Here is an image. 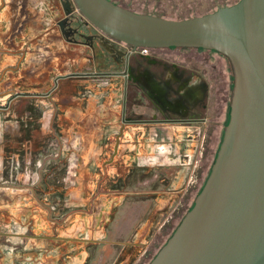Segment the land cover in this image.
<instances>
[{
  "label": "rangeland",
  "instance_id": "1",
  "mask_svg": "<svg viewBox=\"0 0 264 264\" xmlns=\"http://www.w3.org/2000/svg\"><path fill=\"white\" fill-rule=\"evenodd\" d=\"M48 1L54 19L67 16L72 22L70 27L76 28L77 38L68 40L72 50L77 51L78 46L84 45L80 38H85V33L89 31L87 25L93 26L74 0ZM113 1L137 12L182 19L214 11L218 6L230 5L238 0ZM66 3L70 5L69 9ZM94 30L102 42L126 48L125 44ZM96 40L97 54L103 60L98 69L115 70L112 64L114 54L98 38ZM177 53L187 60L174 61L168 56ZM210 54L212 59L217 60L206 62ZM158 56L167 58L166 67H163L166 74L165 80L151 78L149 81L154 101L151 104L155 109L166 107L173 117H205L204 120L151 124L147 129L150 139L136 142L135 134L149 125L122 124L116 119L119 115L113 104L114 92L122 82L107 75H102L97 83L65 78L49 89L55 90L53 94L30 89L19 98L16 108H12V112L22 115L24 120L32 118L30 133H27V127H23L19 136L11 128L6 142V157L1 160L8 182L16 175L23 176V179H17L20 182L18 195L23 199L21 207L28 216L24 221L27 231L36 227V221L29 217L34 213L47 215L56 226L72 225L79 217L88 223L91 221V228L82 239L87 249L88 264H94V257L100 249L106 250L108 256L112 254L103 264H147L155 256L191 207L209 175L223 135V125L227 124L228 109L223 122L219 121L221 101L229 94L228 84H233L231 67L225 56L202 48L152 49L151 59H159ZM173 63L191 71L184 77L191 79V83L182 84L173 77L171 71L176 67ZM145 64L149 69L157 68L152 61L146 60ZM143 104L147 106L146 102ZM95 106H102L101 111L96 112ZM148 106L150 109L147 110L153 109V106ZM30 134L32 138L28 139ZM94 135L98 137V142ZM159 142L174 149L170 154H159L155 146ZM84 144L88 148L102 150V169L86 173L85 180L79 178V172L77 178L72 173L75 178L68 183L64 180L66 168L80 158L78 153ZM139 152L150 154L151 158L138 164L134 155ZM186 158L189 163L185 162ZM111 165H114L113 168L109 167ZM105 182L114 185L102 186ZM7 213L12 214L13 210H7ZM56 240V254L60 255L61 262L79 250L78 238H69L65 247L61 246L62 237H56Z\"/></svg>",
  "mask_w": 264,
  "mask_h": 264
},
{
  "label": "water",
  "instance_id": "2",
  "mask_svg": "<svg viewBox=\"0 0 264 264\" xmlns=\"http://www.w3.org/2000/svg\"><path fill=\"white\" fill-rule=\"evenodd\" d=\"M74 3L89 22L133 51L204 48L225 56L231 67L230 113L210 173L147 264H264V0H238L182 19L113 0Z\"/></svg>",
  "mask_w": 264,
  "mask_h": 264
},
{
  "label": "crops",
  "instance_id": "3",
  "mask_svg": "<svg viewBox=\"0 0 264 264\" xmlns=\"http://www.w3.org/2000/svg\"><path fill=\"white\" fill-rule=\"evenodd\" d=\"M42 1L0 0V264H88L87 249L82 239L91 228V221L88 223L79 217L72 225L56 226L47 215L34 213L29 217L36 221V227L28 232L24 222L28 216L21 207L23 199L19 196L20 182L17 181L23 176L16 175L8 183L5 167L1 166V160L6 157V142L11 128L19 136L23 127L28 128L27 133L32 130L31 117L24 120L22 115L12 112L19 98L35 88L40 89L36 90L38 93H47L57 78L59 81L70 78L83 69L88 75L89 70L97 66L95 61L88 64L89 60L72 52L60 30L53 26L48 6L40 7ZM101 108L96 110L101 111ZM27 137L31 139L32 134ZM78 157L66 168L69 175L79 172L84 176L88 172L95 173L96 168L102 166V150L84 147ZM10 209L12 214L7 213ZM56 237L63 238L62 247L69 238H78L79 250L61 262L60 255L56 254ZM110 256L106 250L100 249L96 252L94 264H103Z\"/></svg>",
  "mask_w": 264,
  "mask_h": 264
},
{
  "label": "flooded vegetation",
  "instance_id": "4",
  "mask_svg": "<svg viewBox=\"0 0 264 264\" xmlns=\"http://www.w3.org/2000/svg\"><path fill=\"white\" fill-rule=\"evenodd\" d=\"M44 1H45V3H44ZM44 4H46L48 6V8L50 9L51 5H50L48 0H43L40 3V7L41 6L43 7ZM67 7L69 9L70 5L67 4ZM50 12H51V10H50ZM51 14H52L53 26L56 28V30H60V33L64 37V40L70 45V42L68 39L77 38L75 36L76 35V28L72 29L70 27L71 23H72L70 21V18L67 16L66 17L64 16L60 19H54L55 17H54L52 12H51ZM60 22H61V24H63L65 26L64 32H62V30H61ZM89 23H91V22H89ZM91 25L94 28L89 26V24H88L87 28L89 29V31L85 33V38H80V40H82L81 42H83L86 47L84 48V45H80L77 47L78 48L77 51H73L71 48V45H70V49L72 50L73 53H78V55L80 56L81 59L86 58L87 60H89L88 64H90L91 61H95L97 66H96V68L94 67V70H93V68H91L89 70L90 73H88V75H85L86 71H84V69H83L82 71L77 72L76 74L72 75L70 78H76L78 81H84V82L90 81L92 83H97L98 80H100V77L102 75H107V76H113L114 78H116L117 82H122L121 87H120V85H117L116 90L114 92L113 104L118 109L117 114L119 115L116 117V119L119 120V122L122 124L149 125V126H143L142 132L135 134L136 142H140L141 139H143L144 141L147 139H150V134H149V131H147V129L148 130L150 129L151 124H167V123H180V122L192 123V122H198L200 120L202 121L205 119V117H202V118H199V117L188 118L187 117V118L181 119V118H178L177 116L173 117L171 115L170 110H168L166 107H164V109H162V108H159V109L156 108L155 109L154 106L151 104V103H154V101H153V98L151 97V91H150L148 83L151 80V78H154V80H158V81L165 80L166 70H164L163 67H166L165 61L167 60V58H165L164 56H158L159 59H151V52L149 54H144V53H141L138 48L133 51L132 47L130 45H128L124 42H121V41H119V42L122 44H125L126 48L125 47L119 48V47H117L118 45L112 46L110 43L102 42V38L95 32L94 29L99 30L100 32H103V31L100 30L94 24L91 23ZM97 38H98V40L101 41V43L105 46V48L108 51H110L112 54H114L112 64L115 67V70L102 71V70L98 69V67H100V65L103 63V60H102V57H100L99 53L97 54V52H98L97 51L98 50L97 49V45H98L97 42L98 41L96 40ZM171 48H176V47H171ZM179 48L180 49H183V48L188 49L187 47H179ZM89 49L91 52L88 51ZM152 49L153 48H151V50ZM202 49H204V48H202ZM89 54H92V56H89ZM220 55L223 56L222 54H220ZM168 56L171 57V60H174V61L180 60L182 62L181 59L187 60V58L184 57L181 53L180 54L177 53L174 55L170 54ZM136 57H138V58L136 59ZM211 57L212 56L210 54V57H208V59L205 61L209 62L212 59ZM190 59L193 61L192 57ZM146 60L154 62L156 64L157 68H154V69L147 68L146 64H145ZM215 60H217V58ZM215 60L212 59L211 61H215ZM192 61H190V62H192ZM173 64L176 66V63H173ZM177 64L180 65V63H177ZM181 66L183 67V65H181ZM193 67L196 68V65H193ZM175 71H177V72L175 73ZM171 72L173 74V77L175 79L181 81L182 84L187 85L191 81V79H187V78L185 79L184 78V77H187L191 72L187 68L181 69V67L179 68L176 66L175 69H173ZM182 78H184V80ZM58 80L59 79L57 78L54 81V85L61 81L60 80L58 82ZM231 84H228L229 94L226 97H224L221 101L223 103L219 109V121H220V123L223 122V118H224V115L227 113V109L230 110V96H231V89H232ZM190 85H192V84H190ZM54 91L55 90H53V91L51 90V91L47 92V94H53ZM145 102L147 103V106L145 104H143ZM148 105L153 106V109L150 111L147 110V109H150V107ZM204 106H205V104H202V108H205ZM96 108H97V106H95V109ZM169 108L176 110V108H173L171 106ZM96 112H97V110H96ZM85 117H86V115H85ZM224 127L225 126L223 125V131H224ZM94 136H95V138H94L95 141L98 142V137L96 138V135H94ZM159 140H161V139H159ZM155 146L158 147V149H159L158 153L159 154H163V153L170 154L172 152V150L174 149L173 146L168 147L169 145H167L166 143H163V142H159V143L155 144ZM84 147L88 148V146L85 144H84ZM135 156L136 155H134V160L138 164L142 163L146 159L151 158L150 154H144L141 152H139L137 154L136 159H135ZM215 156H216V154H215ZM215 156H214V158H215ZM157 158H158V156L155 157V159H157ZM102 160H103V158H102ZM184 160L186 163H189V161H187V158ZM113 166L114 165H111L109 167L113 168ZM96 169L97 170H95V172H100V170L102 169V166H100V167L98 166ZM195 169H196V166H195L194 170ZM5 170H6V168H5ZM194 170H193V172H194ZM77 174H78V172L75 174V177L77 176ZM68 175H69V173L66 172V176L64 177V180L67 181L68 183H70L72 181V178H74V177H72V173L69 176ZM70 176L72 178H70ZM207 176H208V174H207ZM79 178L85 180V177L82 175H80ZM192 179H193V176H192ZM203 184H202V186H203ZM110 185H114V184H112L111 182H105L102 186L110 187ZM202 186H201V188H202ZM200 189H199V191H200ZM193 202H192V204H193ZM192 204H191V206H192ZM86 234L84 233L83 235L86 236Z\"/></svg>",
  "mask_w": 264,
  "mask_h": 264
},
{
  "label": "built area",
  "instance_id": "5",
  "mask_svg": "<svg viewBox=\"0 0 264 264\" xmlns=\"http://www.w3.org/2000/svg\"><path fill=\"white\" fill-rule=\"evenodd\" d=\"M141 53L149 54L151 52V48L149 47H139L138 48Z\"/></svg>",
  "mask_w": 264,
  "mask_h": 264
}]
</instances>
